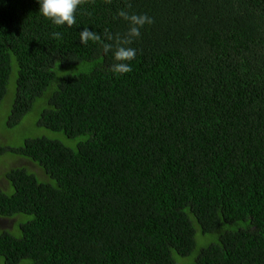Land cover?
Wrapping results in <instances>:
<instances>
[{
  "label": "trees",
  "instance_id": "16d2710c",
  "mask_svg": "<svg viewBox=\"0 0 264 264\" xmlns=\"http://www.w3.org/2000/svg\"><path fill=\"white\" fill-rule=\"evenodd\" d=\"M121 10L153 19L123 74ZM75 15L0 0L6 126L39 106L37 130L80 138L0 139V264H264V0H82ZM84 28L100 40L80 43Z\"/></svg>",
  "mask_w": 264,
  "mask_h": 264
},
{
  "label": "clouds",
  "instance_id": "9594fccd",
  "mask_svg": "<svg viewBox=\"0 0 264 264\" xmlns=\"http://www.w3.org/2000/svg\"><path fill=\"white\" fill-rule=\"evenodd\" d=\"M81 2L82 0H36L38 11L43 17L51 20L57 26L66 25L69 27L76 23L75 14ZM118 16L125 20L129 27L126 37L115 47L113 55L116 62L112 65V69L116 73L123 74L131 71L128 62L132 61L137 54V50L128 45L141 36V29L146 25H151L153 19L146 13H130L127 10L119 11ZM55 35H59V33H55ZM99 40L100 36L90 28H84L80 32V43ZM103 47L105 54L113 49V45L108 43H105Z\"/></svg>",
  "mask_w": 264,
  "mask_h": 264
},
{
  "label": "rangeland",
  "instance_id": "374dc122",
  "mask_svg": "<svg viewBox=\"0 0 264 264\" xmlns=\"http://www.w3.org/2000/svg\"><path fill=\"white\" fill-rule=\"evenodd\" d=\"M13 88L8 92V94L4 97L2 102H0V139L3 140L1 144H5L8 147H14L17 145L22 144L23 138L33 136L35 135L33 132L37 131L36 135H45L50 138H55L59 139L61 142H63L66 145H69L71 147H75V145L78 143L80 138L76 139H68L65 137V135L57 132H52L49 130H46L44 128H39L37 130V121L39 118V112H40V107L37 106L36 109L32 110L29 114H27L24 119L19 123L16 127L13 128H8L6 126V120L7 116L10 112V106L12 103V98H13ZM8 156H2L0 157V173L3 170L6 169V167H3V158H7ZM30 164L21 159H17V163L15 165H22ZM8 222L4 219H0V226L2 225H8ZM6 227V226H5ZM191 262V260H190Z\"/></svg>",
  "mask_w": 264,
  "mask_h": 264
}]
</instances>
